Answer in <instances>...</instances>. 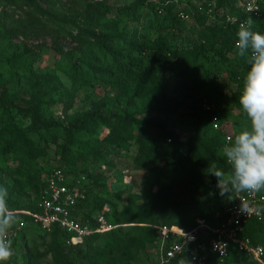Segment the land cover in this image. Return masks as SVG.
Returning <instances> with one entry per match:
<instances>
[{
    "label": "trees",
    "instance_id": "trees-1",
    "mask_svg": "<svg viewBox=\"0 0 264 264\" xmlns=\"http://www.w3.org/2000/svg\"><path fill=\"white\" fill-rule=\"evenodd\" d=\"M184 3L188 5L189 0ZM179 4L181 2L177 0H159L157 4H145L144 12L138 9L136 2L119 6L88 4L82 20L85 29L75 38L76 48L68 50L56 46L53 49V70L61 72L70 81L68 89L59 84L55 74L34 73L36 55L23 50L5 56L14 42L10 33L0 28V173L9 174L13 179L7 185L0 178V187L7 189V204L16 215V223H24L16 236L11 238V248L19 242L25 245L28 236L46 239L53 248H74V245L66 243L69 235L56 226L49 232H42L27 216L16 211H36L38 193L44 182L34 186L23 180L28 172L34 170V160L44 152L43 149L54 145L63 159L94 152L100 146L93 139L99 126L107 128L109 132L116 131L120 139L111 140L115 146H122L134 134L151 140L144 142L146 145L152 144V149L141 156V163L145 160L162 163L160 168H152L155 174L153 186L162 192L164 200L168 198L170 190L184 187L207 199L227 201L212 210L196 211V218L193 221L190 219V224L189 217L185 213H179L182 218L181 230H190L196 219H203L211 227L222 221V217L215 218L214 215L220 214L236 197L232 194L221 197L215 177L208 175V166L211 164L226 173L230 169L223 156L224 134L218 128L212 129L210 124V118L218 116V113L214 109L204 111L201 104H221L224 92H230L231 86H235L237 94H233V97H239L243 77L238 73L241 70L246 72L248 65L236 55L234 45L239 23L251 15L234 9L233 2L223 7L219 0H203L197 4L198 10L191 13L194 21L192 33L196 35V42L182 48L171 44L167 33L183 25L178 13L183 12L184 8L179 7ZM206 9H210V16L206 14ZM225 13L235 16V22H226ZM142 17L146 20L140 24ZM253 20L254 30L264 32V13L258 18L253 17ZM129 25L134 26L128 31ZM152 31L155 32L154 35ZM156 69H167L172 74V96H166L155 73ZM27 82L34 92L31 96L33 102L29 103L24 102L17 92ZM93 82L117 85L120 90L117 95L120 106L116 112L105 116L99 110L92 109L76 116L68 126L52 121V105L61 106L62 119L59 120H64L63 113L71 107L75 94L87 90ZM136 103L146 112L147 118L135 117L136 110L133 106ZM17 104H23L24 107L19 108ZM240 117L248 122L242 110ZM26 120L28 123L25 125ZM171 120L188 121L192 126V133L181 140L165 126ZM217 149L222 154L216 155ZM54 168H61L71 178H76L81 173L65 170L60 165ZM21 183L26 184V187L31 186L34 191L27 202L18 201V197L23 195ZM82 189L85 197L77 205V212L73 216L81 224L93 228L92 216L99 213L106 222L115 226L105 233L87 236L81 244L76 245L91 264H105V252L118 247L123 255L136 253L152 239L156 241L157 250V237L151 226L160 224L154 221L146 220L147 226H129L121 234V230H124L122 226L127 223L129 216L147 202L148 191L141 194L142 204L129 203L118 212L113 205L110 210H104L106 202L100 197H89L87 183H83ZM242 235L251 245H259L264 252V246L260 244L264 242V219H249L243 226ZM102 238L104 241L101 249L92 245L95 240ZM28 253L20 254L18 264H33ZM203 253L206 254V250ZM206 256L209 262H217L214 256ZM154 263L159 264L158 257ZM223 263L257 264L232 247ZM0 264H8V260ZM162 264L189 262L186 255L180 254Z\"/></svg>",
    "mask_w": 264,
    "mask_h": 264
},
{
    "label": "rangeland",
    "instance_id": "rangeland-1",
    "mask_svg": "<svg viewBox=\"0 0 264 264\" xmlns=\"http://www.w3.org/2000/svg\"><path fill=\"white\" fill-rule=\"evenodd\" d=\"M177 1L181 2L179 7L184 8L182 13L186 15V19L182 21L181 27L167 32L168 39L171 44L186 48L196 42V35L192 33L194 21L191 13L197 9V4L200 1L189 0L188 5L184 3L185 0ZM219 1L223 7H227L230 2H233V0ZM132 2H136L138 9L144 12L145 4H157L159 0H0V28L9 32L14 42L13 47L6 52L5 56H11L15 52L23 50L36 55L33 63L34 73L38 75L55 74L59 84L68 89L70 81L61 72L53 70L54 47L58 46L68 50L76 48L75 38L85 29L82 20L88 4L102 3L119 6ZM145 20L146 18L142 17L140 24H143ZM131 26L134 25H129L128 31ZM152 33V35L155 34L154 31ZM155 73L166 96H172L173 82L170 71L156 69ZM245 73L244 70H241L238 75L244 77ZM28 84V82L22 84L21 89L17 90L19 97L26 103L33 102L31 96L34 94ZM119 94L120 90L114 83L93 82L87 90L75 94L71 107L65 114L63 113L64 120H59V118L62 119L59 104L51 106L50 118L61 126H68L76 116L92 109H97L102 115L108 116L118 110L120 102L117 95ZM233 94L237 96L235 86L230 87V92H224L221 104H209L218 113L217 128L224 134L225 145L235 134L248 127V122L240 117L241 109L236 107L239 106L238 98L233 97ZM17 107L23 108L24 105L17 104ZM133 109L136 110L135 117L147 118L148 115L138 103L133 106ZM27 123L26 120L25 125ZM165 126L176 133L181 140H185L192 133V126L186 120L179 122L171 120L166 122ZM93 139L99 143V149L75 158L69 156L63 159L56 146H47L43 149L44 152L35 158L34 170L28 172L23 181H29L31 185L38 186L47 173L57 165L62 166L65 170L80 171L79 174L85 177L84 183H87L90 189L89 197H100L106 202L104 210H110L113 205L118 212L129 203L142 204L141 194L148 191L147 202L143 203L135 214L129 216L127 223L122 226L124 230H121V234L129 226H147L146 220L181 229L182 218L179 213H185L189 217L190 224L196 218L194 214L196 211L212 210L227 202L207 199L205 196L187 191L184 187L170 190L168 198L164 200L162 192L153 186L155 174L152 168H160L162 163L148 160L141 163V156H145V152L152 149V144H144V142H151L150 139L140 134H134L122 146H115L111 140H118L120 137L117 136L116 131L109 132L103 126L98 127V132ZM215 154H222V152L217 149ZM0 178L7 185H10L13 180L11 175L2 172ZM20 188L23 195L18 197V201H29L33 196V188L26 187L24 183L20 184ZM231 194L236 197L238 193ZM129 220L139 223H130ZM184 223L187 224L186 221ZM102 241L104 238L97 239L92 245L101 249ZM260 244L264 246V242ZM11 250L13 255L8 260V264H18V257L25 252H29L28 255L33 264H91L82 255L79 246L74 245V248L70 249L63 246L53 248L48 245L46 239L34 236H28L25 245L19 242ZM105 254L107 255L105 264H155L156 241L152 239L151 242L145 244L142 250L129 255H123L120 247L105 252Z\"/></svg>",
    "mask_w": 264,
    "mask_h": 264
},
{
    "label": "built area",
    "instance_id": "built-area-1",
    "mask_svg": "<svg viewBox=\"0 0 264 264\" xmlns=\"http://www.w3.org/2000/svg\"><path fill=\"white\" fill-rule=\"evenodd\" d=\"M200 3L203 0H199ZM233 8L241 13L249 14L254 18L264 13V0H233ZM249 9H252L249 11ZM198 10V8H197ZM209 15L210 9L205 10ZM210 16V15H209ZM181 21L186 19L182 12L178 13ZM226 22H235V16L225 13ZM240 25V23H239ZM238 25V28H239ZM201 108L210 112L213 107L203 102ZM212 129H217L218 117L210 118ZM85 177L79 175L76 178L67 176L61 168H53L44 178V186L38 193L36 211H16L27 216L30 222L42 232H49L52 227L69 235L68 245H79L83 239L92 234H102L112 230L115 226L106 222L99 214H93L94 227L81 224L80 220L73 216L77 212V205L84 200L82 185ZM246 200L254 207L264 206V192L256 194L239 193L233 203L216 213L215 218L222 217V221L215 227H211L203 219H196L194 226L183 231L165 225H153L157 237V257L159 264L166 263L176 255L184 254L188 257L189 264H222L227 257L229 248L245 254L249 260L264 264V252L259 245H251L249 240L242 235L244 224L249 219L261 221L264 212L260 215L254 213L243 214L239 210V201ZM23 222H17L9 230V239L16 236V232L23 227ZM206 243V247H205ZM214 256L217 262H209L206 254Z\"/></svg>",
    "mask_w": 264,
    "mask_h": 264
},
{
    "label": "clouds",
    "instance_id": "clouds-1",
    "mask_svg": "<svg viewBox=\"0 0 264 264\" xmlns=\"http://www.w3.org/2000/svg\"><path fill=\"white\" fill-rule=\"evenodd\" d=\"M236 37V55L248 65L238 97L248 127L235 134L223 147L230 171L226 173L215 164L208 166V175L215 177L221 197L264 191V32L254 30L253 17L249 16L240 23ZM7 197V189L0 187V262L13 255L9 230L16 223V215L9 208ZM239 202L243 214L264 212V208L254 207L246 200Z\"/></svg>",
    "mask_w": 264,
    "mask_h": 264
}]
</instances>
